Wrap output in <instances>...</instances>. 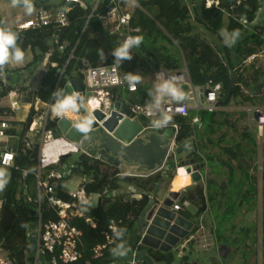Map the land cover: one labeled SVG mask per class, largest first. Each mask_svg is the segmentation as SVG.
Returning a JSON list of instances; mask_svg holds the SVG:
<instances>
[{
	"label": "trees",
	"instance_id": "obj_1",
	"mask_svg": "<svg viewBox=\"0 0 264 264\" xmlns=\"http://www.w3.org/2000/svg\"><path fill=\"white\" fill-rule=\"evenodd\" d=\"M108 1L101 0L95 14L91 13L92 5L88 3L85 7L69 6L68 25L60 30H55L52 26L21 31L16 27L11 28L18 32L17 45L24 51V54L27 51L31 53L28 68L40 64L45 54L51 52L37 92L40 101L49 102L52 98L58 69L65 67V74L80 75L79 72L84 67L83 61H88L93 66L101 63L116 65L120 72L139 75L141 104L150 102L154 95L153 80L148 75L151 71L179 70L185 65L192 86L202 87L206 83L221 85L220 96L224 102V108L264 106V64L260 65L259 59L250 65L245 66L243 63L248 56L259 53L264 46L259 35L254 31L246 29L237 22L226 20L218 9L206 8V0H189V4L187 0H135L137 7L131 10L129 22L131 27L140 29L133 36L141 35L143 39L139 47L131 49V60L118 63L111 55L117 38L103 29L99 19V13ZM30 3L35 10L41 7L53 10L68 7L60 0H32ZM257 8L258 0H248L244 4L243 10L248 21L253 19ZM141 9L153 10V16L151 18L146 16ZM224 20L227 21V34L233 31L239 32V37L230 47L226 46L222 37L218 36ZM2 26L5 25L0 17V27ZM166 44L174 47L177 57L168 53ZM59 47H62V50ZM71 53L72 59L68 61ZM2 71H4L3 65L0 66V74ZM238 84L246 86L248 93H242ZM1 87L0 98H3L8 95L9 89L4 85ZM2 113L3 109H0V114ZM227 113L229 111L225 110L212 113L201 111L197 113L198 123L191 125V119L196 112L190 111L186 117H171L169 122V124L174 123L179 126L176 143L191 150L187 158L197 160L200 170L204 167V161L210 160L227 171L223 184L218 186L210 180L205 186L192 185L181 194L179 201H188L196 207L193 216L197 220L206 211L208 204L218 203L219 199L224 196L226 199L227 195H234L238 199L239 208L243 205L250 207L255 205L257 179L251 174L250 168L255 162L258 148L253 135L247 131L244 132L242 135L244 145L224 146L216 155L208 145H218L220 139L216 144L208 138L205 139L206 143L205 141L196 142L194 139V129L198 126H201L208 136L227 125L230 117ZM31 118L32 112L29 111L24 130L19 136V144L15 150L9 149L14 154L13 166L5 167L7 171L3 174L5 176L3 181L6 183H4L5 189L0 196V252L15 264H49L51 257L55 256L58 250L49 254L41 249L36 260V249L32 244L36 232L35 228L31 229V227L37 226L39 219L41 223H44L49 220L55 221L57 217L44 198L40 202V216H38L34 203L38 147L31 146L26 149L24 146ZM16 133L13 128L7 131L9 137L16 136ZM3 149L5 148H1ZM261 152L264 153V142ZM69 160V155L60 157L61 164L75 167L77 161L69 165ZM80 160L79 175L85 177V190L88 195L102 194L103 191H107V194L119 193L112 197L101 196L95 208H87L85 215L95 222L94 229L88 226L83 219L73 218L70 221L71 225L82 232L78 245L81 258L76 262L66 264H87V262L109 264L121 260V256L114 255L112 251L120 242L115 237L113 244L107 246L100 260H91V250L105 242L101 232L107 229L110 220L121 221L118 228L124 230L121 239L128 248L126 255L133 250H142L155 264H174L175 261L168 252H160L142 245L136 246L139 235L135 220L147 206L148 194L154 190L161 177H123L119 176L118 169H114L113 173L107 175L104 174L105 170L99 171L96 163L93 166H87L89 159L80 158ZM56 168L58 166L44 167L40 170L41 178L45 179L48 172ZM174 175L175 169H170L167 175L169 182L172 181ZM62 185L63 183L59 182L54 186V195L67 201L69 198L62 190ZM128 189H132L141 197L131 199L127 194ZM186 216L190 217V214L186 213ZM234 217H222L216 223L215 230L211 229L212 237L218 243H226L227 246L230 244L234 247L232 256L237 255L235 251L239 243L244 242L237 238L232 241L230 235H225L223 226ZM255 231V226L252 231L248 229L244 231L245 239L249 237L252 246L256 243ZM188 245L190 248L193 247L192 243ZM252 246L246 248L252 250ZM249 256H252L251 252L247 255L248 259L243 258V264H257L252 263ZM178 263L189 264L188 257L182 256ZM57 264L64 263L57 262Z\"/></svg>",
	"mask_w": 264,
	"mask_h": 264
},
{
	"label": "built area",
	"instance_id": "obj_2",
	"mask_svg": "<svg viewBox=\"0 0 264 264\" xmlns=\"http://www.w3.org/2000/svg\"><path fill=\"white\" fill-rule=\"evenodd\" d=\"M60 1L66 3L68 7L66 9L58 10L41 7L37 9L30 18L18 24L16 26L17 30L21 31L48 26H52L55 30H60L61 28L68 25L67 12L70 9L69 6L80 5L81 7H85V4L88 3L92 5L91 13L95 14V11L101 0ZM247 1L248 0H206L205 7H213L215 9H218L223 14L226 20L237 22L246 29L254 31L257 35H259L264 44V0H258V8L255 12V16L252 20L249 21L247 20L246 13L243 10L244 4H246ZM128 4H133L135 7H137L135 0H109L99 13V19L101 21L103 29H105L109 34L116 36V45L118 41H122L125 36L133 35L140 30L139 28L130 26L129 21L131 10L128 7ZM59 49L62 50V47H59ZM50 54L51 52L45 54L43 60L41 61V63L43 62L42 65L44 70ZM262 58H264V46L259 53L248 56L243 63L245 66L250 65L255 60H260ZM70 59H72V53L69 55L68 61ZM83 64L84 67L82 70H80V75L65 74V67L56 71L57 82L55 84L54 90L58 87L65 89L67 85L72 87L71 81L73 80H78L82 85V90L80 91H76V89L73 87L71 88V92H77L82 101V107L77 112L69 113L73 114L75 116V119L70 118L68 115H64L62 117L54 116L51 112L52 98L49 102H42L40 101V99H38L37 92L39 86L37 88H27L25 91L26 94H32L31 100L29 102H26L27 111L32 112V118L28 126V131L35 132L39 136L40 142V147L38 146V169L35 175L36 198L34 200V203L37 207L38 216H40V202L42 198H44L48 206L54 210L57 217L55 221L49 220L44 223H41L39 219L35 229L36 260L41 249L48 252L49 254H53L56 249L58 250V253L55 256L51 257L49 264H57V262L66 264L76 262L81 258V254L78 250V245L82 237V232L75 226L71 225L70 221L73 218L83 219L88 226L94 229L96 227L95 222L85 215L87 208H95L101 196L112 197L119 193L113 192L107 194V191H103L102 194L95 193L88 195L85 190L86 180L83 176V180L79 185H77V188L67 193L69 200H62L61 198L54 195V186L56 184H58L59 182L64 183L73 174H79V167L81 165L80 158L89 159V163L87 166H93V164L96 163L100 172H103L106 169H119L120 167L109 165L108 163L104 162L98 154H96L95 156H91L87 152H85V150H81V140L78 142V144H74L72 141L66 138V133L70 130L71 127H77V124L85 115L92 114L95 111L106 115V118H108L115 102L118 101L121 103V93L126 92L130 95L131 93L139 92V82L133 85L130 84L128 80L124 79L126 76L131 75L130 72H120L116 65L101 63L99 65L93 66L88 61H83ZM52 66L55 65L52 64ZM157 73L162 74L165 79L170 80L173 84L185 85V87L188 89V93L190 94L189 100L192 102V104H188L185 101L180 103H173L172 101H170V96H164L160 101L159 112L153 109L152 113L150 114L149 107L152 104V100L145 104L134 103L130 105L127 103H121L128 106V115H122V119L120 122H118V125H120L125 119H129L131 122L140 123L142 127L137 137H142V134L146 135L149 133L161 135L162 132L167 128H171L172 133L167 140V144L165 145V154L161 161V164L158 167L147 174L120 172L119 176L137 178L160 176L161 179L156 183V187L157 185L158 187L154 190V192L160 193V182H162L163 179H168L167 175L169 173V170L173 168L175 169V175H177L178 169L183 167H188L192 172H195L198 175V180L193 182L194 185L202 183L203 180L201 179V175L199 173L200 168H198V162L185 164V162L189 160H195L187 158L191 150L182 145L185 147V149L182 150L179 154L176 153V149L181 147L176 143V135L179 130V126L177 124L171 123L167 127L155 128L152 126V120L158 118L160 115H167L169 117H186L190 111H194L196 112V114L192 117L190 124L195 125L198 123V112L206 111L208 113H212L225 110V108L224 102L222 101L220 96L221 85L218 83L213 85L206 83L202 87L192 86L185 65H183V67L179 70L151 71L148 75H150L153 80L154 95L156 94L155 84L158 82ZM117 78H119L121 82L118 84H113L112 80ZM8 82V72L2 71L0 74V88H2V85L9 88V85H11V83ZM238 85L242 93H248V89L246 88V86L242 84ZM12 86H14V88L13 90H9L10 95L13 93V91L19 90V88L24 91L22 85H20L21 87H18L16 85ZM2 99H8V95L0 98V100ZM21 108L22 107L20 105V102L16 98H11L9 102H7L6 106H2L0 104V109H3V113L0 114V140L7 137V131L13 128L11 122H9L8 120L10 118L9 115L13 117V114L19 112ZM245 110L249 115L248 121H250V128H254L255 130V132L252 131V135L258 148V145L261 143L262 146L264 142V106H246ZM63 121H66L69 124L65 132H62L60 128ZM61 137H63L64 140H67L68 143L71 146H74L79 152V158L76 160L77 163L75 164V167L60 163L61 156L69 155L67 152L61 153L60 155L56 156L53 155L47 159L46 163H43L42 151L44 147L42 146V144L59 140L61 139ZM24 146L26 149H29L31 148L32 144L25 139ZM13 162L14 154L12 151L6 148L0 150L1 167L13 166ZM254 163L255 164L253 167H255L257 170L262 171L263 160L255 159ZM48 165L58 166V168L51 169L48 172L46 178L42 179L40 170ZM159 187L160 189L157 190ZM127 194L131 198L141 197L140 194L134 193L132 189H128ZM148 198L149 200L147 206L135 220V227L139 235L136 246L142 245V239L146 235L147 227L152 223V219L157 216L156 214L158 210L163 207L168 199L171 202L168 211L170 213H173L175 217L189 220L188 216L181 215V212H185L184 208L187 204H189L188 201L181 202L179 201V199L176 200L178 197L176 199H173L172 196L167 199H163L164 196L158 198L156 196H153L152 193L148 194ZM94 200H96L97 204L92 206ZM149 212H152V214L150 216V219H147ZM120 223L121 221L110 220L107 229L101 232L105 242L103 244L95 246L91 250V260H100L103 257L104 250L107 248V246L113 244L114 242L113 228H118V224ZM170 224H173V221ZM195 226L197 228L194 232H192ZM209 233L212 237V233L210 231ZM199 234L201 236H199ZM200 242L204 243L201 244ZM190 243L193 244V247L196 246L197 248L202 249H206L211 244L208 243L206 238L204 237V223L202 216L198 218L196 223L190 222V226L187 230V235H185V237L181 239L176 244V246L179 245L180 249H184ZM220 246L221 245H218V248ZM221 247L222 250L218 253H224L226 258L230 254L231 250L224 245H222ZM120 259L121 260L111 262L109 264H155L149 257V255L142 250H133L129 255L121 256ZM0 264L15 263L11 259L4 256L2 252H0ZM87 264H90V262H87Z\"/></svg>",
	"mask_w": 264,
	"mask_h": 264
},
{
	"label": "rangeland",
	"instance_id": "obj_3",
	"mask_svg": "<svg viewBox=\"0 0 264 264\" xmlns=\"http://www.w3.org/2000/svg\"><path fill=\"white\" fill-rule=\"evenodd\" d=\"M32 0H29V2H31ZM197 1V0H195ZM24 2L25 0L21 1V0H0V17L3 20V24L9 28H14L17 24H19V22L21 21V19H23L24 17H31V15H33V13H35V9H32L31 14L26 15L25 14V8H24ZM189 2V0H187V3ZM189 4V3H188ZM139 6V5H138ZM128 7L130 8V10H133V8H135V6L133 4H128ZM141 11L143 13H145L146 16L148 17H152L153 16V10H143L141 9ZM227 27V21L224 20L223 22V26L220 29V31L218 32V36L222 37V39L225 42V34L227 33L226 30ZM226 44V43H225ZM231 45H233V43L230 44H226V46L230 47ZM166 49L168 51V53L173 54L174 57H177V54L175 52V49L173 46L171 45H167L166 44ZM30 58L29 63L31 62V54L29 51H27L24 54V60L23 62H26L27 59ZM16 63V62H15ZM21 63V62H20ZM19 64V63H17ZM259 64L263 65L264 64V58L259 60ZM4 70L11 72V71H17L18 69H15L14 66V61L13 60H9L8 63L4 64ZM26 66V65H25ZM30 68V69H29ZM29 71L26 72V70H21L23 71L20 74V79H21V84L22 83H28L27 88H33L37 86L36 80H38L40 78V75L42 74V68L39 64H36L34 66L29 67ZM32 68V69H31ZM12 77H14V75L11 73H9ZM42 77V76H41ZM39 84V83H38ZM182 93L184 98L182 100H174L172 97L170 99V101H172L173 103H180V102H187L188 104H192V102L189 100L190 94L188 93V89L185 87V85L183 84H174ZM21 89L19 88L18 92ZM29 94V93H28ZM121 103H127V104H134V103H138L141 102V94L138 93H131L130 95L127 94L126 92L121 93ZM23 96H29V95H23ZM26 102V101H24ZM23 102V103H24ZM0 104L2 106H6L7 103L4 99L0 100ZM237 107V108H235ZM232 107L231 109H227L226 111H229L230 117L228 120V124L224 125L222 128H220L219 130H216L213 134L210 135H206V131L201 127L198 126L194 129V139L196 142H204L206 143L205 139H209L212 140L215 144L218 142V140L220 139L221 141L218 143V145H208V147L212 148L214 154H218L220 152V149L224 146H234L237 144H241L244 145L245 141L242 138V135L244 134V132H248L249 134H252V131L255 132L254 128H250V121H248L249 115L248 112L245 110L246 106H235ZM228 108V107H226ZM234 112V113H232ZM27 107L22 105V112L18 115V120L20 122H16V120L13 117H10L9 119L11 120V125L12 127L15 129L16 136L12 137V136H7L5 138H3L2 140H0V150L1 148H3L4 146L9 147L12 150H15V148L17 147V145L19 144V136L21 135L22 131L24 130V125L26 123L27 120ZM149 122V121H147ZM94 132H88L87 133V137L88 138H94L95 136ZM26 140L28 142H30L32 144V146H39V136L35 133V132H29L27 131L26 133ZM64 145L67 146V148L64 147ZM43 151H42V157H43V163L47 162V159L49 157L52 156V154H55L56 152L59 151H63V152H67L69 154L70 160L68 162V164L70 165L73 161H76L79 158V152L78 150L74 147L71 146L67 140H64L63 137H61V139L59 140H55L53 142H47L45 144H42ZM201 147V146H200ZM260 148H261V143L258 145V156L256 158V160H264V154L261 155L262 152H260ZM121 159V164L120 167L118 169V172H131V173H144L147 174L150 172V170H148L146 167L138 165V164H134V163H127L125 161V155H121L120 156ZM255 164V163H254ZM1 168V167H0ZM264 168L262 167V171L257 170L255 167H251V174H253L256 177V200L257 202V207L255 208H250V206H245L246 208H248L247 214L242 213L243 208H239L238 206V199H236V197L234 195H227L226 199L225 196L222 197L221 199H219L220 201L215 202L214 204H208L207 205V209L206 211L203 213L202 215V219H203V223H204V237L206 238L208 243H211L209 245V247H207L206 249H202V248H197L195 245V247H188L189 245L186 246L185 249H180V246H176L173 249H170L168 251V253L170 255H172L173 259H174V264H179L178 261L182 256H187L188 257V263L189 264H243V258L248 259L247 255L248 252L245 251H240L238 253V255L232 256L233 252L231 251L230 254L222 259L219 256L218 253V245H224L225 247H228L230 250L232 248V245L229 244V246L226 245V243H218L213 237L210 236L209 233V229L214 228V226H216L217 222L222 218V217H234L235 215V225L239 226H245L246 225V229L252 231L253 226H254V222H256V224L258 225L259 228V224L261 225V220L264 218ZM7 171L6 169H0V181H3V178L5 176H3L4 172ZM218 171V173H217ZM114 170L112 169H106L104 171V174L110 175L111 173H113ZM200 175L203 178V185L205 186L207 184L208 181L213 180L215 184H217L218 186L223 184L225 182V176H226V169H224L221 166H218L217 164L212 163L210 160H205L204 161V167L201 168V170L199 169ZM204 178L206 179L204 181ZM83 180V176L79 175V174H73L71 175L62 185V190L64 192L70 190V189H74V184H76L78 181V183L76 185H79ZM200 183V184H202ZM161 185V190L160 193L154 192V190L158 187L155 186L154 190L151 192L153 196H156L158 198H161L163 196H165V188L168 186V183L166 181H162L160 182ZM172 185V183H171ZM5 189V184L3 185L2 188H0V196L3 193V190ZM160 187L157 189L159 190ZM132 199V198H131ZM226 203V204H225ZM97 202L96 200L93 201L92 206L96 205ZM225 208V212L223 213V209ZM185 213L190 214L189 220L192 223H196L197 219L193 216L196 212V207L191 204L189 202V204H187L184 208ZM246 215V216H245ZM231 221V220H230ZM228 222V224L224 225L223 228H226L227 230H229V225L232 226V222ZM35 228L36 226H32L31 229ZM230 231V230H229ZM199 236H201L199 234ZM233 236V235H232ZM258 239L260 240V231L259 234H257ZM234 237H237V239L239 240H244L245 241V236L243 233H240L239 229L238 231L235 232ZM213 238V239H212ZM201 244H203L204 242H200ZM33 247L35 249V244H36V240H34L32 242ZM226 259V261H225ZM264 261V257H261L259 259V263L258 264H262L261 262Z\"/></svg>",
	"mask_w": 264,
	"mask_h": 264
},
{
	"label": "water",
	"instance_id": "obj_4",
	"mask_svg": "<svg viewBox=\"0 0 264 264\" xmlns=\"http://www.w3.org/2000/svg\"><path fill=\"white\" fill-rule=\"evenodd\" d=\"M71 84L76 91L82 90V85L78 80L71 81ZM72 87L67 85L65 91L71 92ZM122 115H128V106L117 101L113 105L108 118H106V115L95 111L91 114L93 123L87 132L82 133L77 127L73 126L66 133V138L74 144H78L81 140V150H85L91 156L98 154L104 162L114 167L120 166V156L123 154L127 163L138 164L152 171L161 164L166 150L165 145L172 133V129H165L161 135L149 133L146 135L142 134V137H137L141 131V124L125 119L118 125ZM87 116L85 115L83 118ZM68 125L66 121H63L60 127L61 131L65 132ZM88 132H94L95 137L88 138ZM184 149L185 147L181 146L176 149V153L179 154ZM188 163H197V160L185 162V164ZM172 197L176 199L178 193H174ZM170 205L171 202H166L158 210L157 216L152 219V223L147 227L146 235L142 239L143 246L165 253L173 249L187 235L190 221L175 217L173 213L168 211ZM151 214L152 212H149L147 219H150ZM172 221L173 224H170ZM196 228L195 226L192 232ZM221 250L222 247L220 246L218 252H221ZM220 254V257L224 259L225 254Z\"/></svg>",
	"mask_w": 264,
	"mask_h": 264
},
{
	"label": "clouds",
	"instance_id": "obj_5",
	"mask_svg": "<svg viewBox=\"0 0 264 264\" xmlns=\"http://www.w3.org/2000/svg\"><path fill=\"white\" fill-rule=\"evenodd\" d=\"M25 14H31L33 6L29 0L24 2ZM225 43H235L239 37L238 31H233L230 34H225ZM18 32L12 30L7 26L0 27V66L13 60L17 63L23 62L24 51L17 45ZM143 37L141 35H129L125 36L122 41H118L117 45L112 49L111 55L116 62L124 60H131V49L139 47ZM102 54V53H101ZM128 80L130 84L138 83L140 76L131 74L124 78ZM158 82L155 84V95L152 99V104L149 107V113L151 114L153 109L159 112L160 101L164 96H170L174 100H182L184 98L183 93L168 79H165L162 74L157 73ZM120 79H113V84L120 83ZM82 107V101L77 92H67L64 88L58 87L52 92L51 112L54 116L62 117L72 112H77ZM171 117L167 115H160L158 118L152 120V126L155 128L167 127ZM93 123L91 114L81 119L77 124V128L80 132L85 133L89 130ZM6 181H0V188L3 187ZM113 234L116 240L120 241L116 247L112 250L114 255L125 256L128 252V248L125 246V242L121 239L124 234L122 228H113Z\"/></svg>",
	"mask_w": 264,
	"mask_h": 264
},
{
	"label": "crops",
	"instance_id": "obj_6",
	"mask_svg": "<svg viewBox=\"0 0 264 264\" xmlns=\"http://www.w3.org/2000/svg\"><path fill=\"white\" fill-rule=\"evenodd\" d=\"M21 1H23V0H21ZM32 16V15H31ZM28 18H30V17H24L23 19H21V21L19 22V24L20 23H22L24 20H26V19H28ZM18 25V24H17ZM16 25V26H17ZM15 26V27H16ZM14 27V28H15ZM31 54V53H30ZM29 61H30V58L29 59H27L26 60V62H21V63H19V64H17V62L15 63V61H14V66H15V69H18L17 71H11L12 72V74L14 75V77H12L9 73H11V72H9L8 73V80H9V82L8 83H11V85H9L10 87L8 88L9 90H13V88H14V86H12V85H16V86H18V87H21L20 85H22L23 86V90L24 91H22V90H20L19 92H18V90L17 91H13V93L10 95L9 93H8V99H5V101H6V103L7 102H9V100L11 99V98H16L19 102H20V105H21V107H22V105H24V106H26V102L28 101H30L31 100V97H32V94L31 93H29V94H26V89H27V85L26 84H28V83H22L21 84V79H20V74L23 72V71H21V70H26V72H28L29 71V69H28V64H29ZM43 62L42 63H40L39 65L41 66V68H42V74L40 75V78L38 79V80H36V83H37V86L36 87H33V88H37L38 86H39V84L38 83H40V79H41V76L43 75V72H44V68H43ZM25 65H27V67L25 66ZM32 69V68H31ZM5 71V70H4ZM6 72H8V71H6ZM29 95V96H23V95ZM24 101H26V102H24ZM24 102V103H23ZM140 103V102H139ZM27 107V106H26ZM235 108H237V107H235ZM227 109H231L232 110V107H229V108H225V111L227 110ZM22 112V108H21V110L19 111V112H17V113H15V114H13L14 115V119L16 120V122H20L19 120H18V115L20 114ZM28 112V111H27ZM68 116L70 117V118H72V119H75V116L73 115V114H68ZM9 120V122H11V120L10 119H8ZM14 129V128H13ZM14 131H15V129H14ZM64 147L65 148H67V146L66 145H64ZM262 147V146H261ZM4 148H6V149H10L9 147H7V146H4ZM10 150H12V149H10ZM259 150V149H258ZM258 152V151H257ZM260 152H261V148H260ZM61 153H65V152H63V151H59V152H56L55 154H52V156L53 155H60ZM262 154H264L263 152L261 153V155ZM258 155V154H257ZM264 157V156H263ZM48 162H50V161H48ZM254 166V163L252 164V167ZM0 169H6L5 167H1ZM251 169V168H250ZM200 173V172H199ZM175 177H176V175L173 177V179H172V181H170L169 182V180L168 179H163V181H166L167 183H168V186L165 188V196H164V198L163 199H167L166 198V195H167V193H168V191L171 189V187H172V185H171V183L173 182V180L175 179ZM201 179L203 180V178L201 177ZM206 179L204 178V181H205ZM79 182V181H78ZM77 182V183H78ZM76 183V184H77ZM76 184H74V189H70V190H68V191H66V193H68V192H70V191H73V190H75L76 188H77V185ZM200 184V183H199ZM204 183H202L201 185L202 186H204L203 185ZM192 185H194L193 184V182H190V183H188L186 186H182V187H180L177 191H176V194L178 193L179 194V196H178V198L176 199V200H178L179 198H180V196H181V194L185 191V189L186 188H188V187H190V186H192ZM130 197V196H129ZM131 198V197H130ZM257 199V198H256ZM166 202H170V200L168 199V201H166ZM257 200H255V205H253V206H251L250 208H255V207H257ZM252 203V202H251ZM0 205H1V202H0ZM241 208H243V210H242V213H244V214H247V211H248V209L245 207V206H241ZM225 212V208L223 209V213ZM181 215H186V213L183 211V212H181ZM263 215H264V213H263ZM202 216V215H201ZM246 216V215H245ZM235 217H234V219L233 220H231V221H233L232 222V226L231 225H229V230H227L226 228H224V232H225V235L226 236H228V235H230V240H232V241H235L236 240V238L237 237H234V234H235V232L236 231H238V229H239V231H240V233H243L244 234V231L245 230H247L246 229V225L245 226H237V225H235ZM230 221V222H231ZM254 226H255V229H256V231H255V237H256V243H255V245H253L252 246V244H251V241L249 240V237H246V239H245V241L242 243H239V246H238V249H237V251H235V252H237V255H238V253L240 252V251H245V252H248V255H249V252H251L252 253V256H249L250 257V259H251V262L252 263H259V259L261 258V257H264V243H263V240H264V218L261 220V225L259 224V228H258V225L256 224V222H254ZM216 226H214V228H215ZM213 228V229H214ZM205 230V229H204ZM215 230V229H214ZM209 231L210 232H212L211 231V229H209ZM259 231H260V234H261V238H260V240L258 239V236H257V234H259ZM233 235V236H232ZM221 244V243H220ZM249 246H252L253 248H252V250H250V249H248V248H246V247H249ZM185 249V248H184ZM187 249V248H186ZM234 247H232L231 248V251L232 252H234ZM237 255H235V257L237 256ZM262 263V262H261Z\"/></svg>",
	"mask_w": 264,
	"mask_h": 264
},
{
	"label": "bare ground",
	"instance_id": "obj_7",
	"mask_svg": "<svg viewBox=\"0 0 264 264\" xmlns=\"http://www.w3.org/2000/svg\"><path fill=\"white\" fill-rule=\"evenodd\" d=\"M68 115V114H67ZM198 180V176L195 172H192L190 168L183 167L178 169L177 175L172 182V187L168 191L166 198H170L176 191L182 187L186 186L190 182H195Z\"/></svg>",
	"mask_w": 264,
	"mask_h": 264
},
{
	"label": "flooded vegetation",
	"instance_id": "obj_8",
	"mask_svg": "<svg viewBox=\"0 0 264 264\" xmlns=\"http://www.w3.org/2000/svg\"><path fill=\"white\" fill-rule=\"evenodd\" d=\"M263 243H264V240H263Z\"/></svg>",
	"mask_w": 264,
	"mask_h": 264
}]
</instances>
